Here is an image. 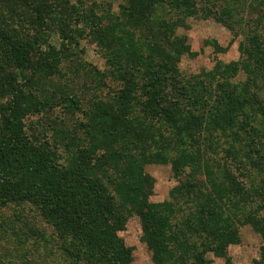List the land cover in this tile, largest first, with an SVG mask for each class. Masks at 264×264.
I'll list each match as a JSON object with an SVG mask.
<instances>
[{
  "label": "trees",
  "instance_id": "trees-1",
  "mask_svg": "<svg viewBox=\"0 0 264 264\" xmlns=\"http://www.w3.org/2000/svg\"><path fill=\"white\" fill-rule=\"evenodd\" d=\"M126 2L103 22L107 13L93 0H0V208H37L69 264H132L118 236L132 216L153 264H211L208 255L229 264L227 248L248 224L261 239L254 264H264V1ZM211 15L229 29L244 21V82L229 81L239 63L190 78L177 72L188 47L176 30L189 17ZM85 38L113 72L83 68L81 77L118 89L84 107L75 90L80 73L72 71L79 67L68 64ZM59 106L80 116L72 128L64 119L32 122ZM218 135L243 182L235 166L223 178L217 161L209 164L205 153L217 152ZM152 163L183 177L172 201H150L145 167Z\"/></svg>",
  "mask_w": 264,
  "mask_h": 264
},
{
  "label": "rangeland",
  "instance_id": "rangeland-1",
  "mask_svg": "<svg viewBox=\"0 0 264 264\" xmlns=\"http://www.w3.org/2000/svg\"><path fill=\"white\" fill-rule=\"evenodd\" d=\"M55 1L49 0L50 3ZM67 1L71 4L75 2V0ZM93 1L100 5L99 14L107 13L102 14L104 17H102L103 22H109V17L118 13L119 6L127 5L126 0ZM166 9L165 7L164 9H156L153 16H160ZM217 18L213 15L206 19L189 17L186 19L185 24L176 30V35L183 37L188 47V52L183 53L178 58L176 63L177 72H180L183 78H190L214 73L213 70L219 63L229 66L233 63H239L240 67L235 77L230 78L229 81L231 83L244 82L247 75L241 64L242 52L240 48L243 41V35L240 32L244 21L242 18H238L237 22L239 24L234 23L232 25L233 29H229ZM51 43L58 46L59 39L57 36L53 35L51 37ZM75 52L76 56L70 59L68 67H79L80 69H72V71L80 73L74 81L77 82L75 90L82 94L84 98L82 106L85 107V100L94 101L97 97H102V93L111 94L112 91L118 89L115 85L116 82L114 83L111 80H105V86L101 89L99 77L88 79L81 77L82 72L89 71L83 68L91 70L94 68L96 72H92L93 74L113 72L94 42L88 38L80 40ZM69 68L67 70H70ZM60 81L65 82L61 79ZM41 115L38 114V116L32 117V122L39 120L38 122L42 121L45 125H52L53 122L58 124L60 119H64L70 128L75 122V117L76 120L80 119L78 113L75 116L66 115L65 111L60 109V106L52 109L47 116ZM153 130L155 133L161 131L157 125L153 127ZM39 131L40 127L38 125L33 132L36 134ZM219 136L214 143L217 152L213 154L211 151H207L205 153L209 164L213 165L217 161L216 168L220 169L219 173L223 178H225V175H223L225 169L235 166L236 170L233 173L236 175V180L237 182H243L244 171L234 164L231 154L223 152L224 145L220 144L223 139ZM47 137H50L49 132H47ZM63 155L65 156V153ZM145 172L153 180L150 201H172L170 193L175 186L181 183L183 177H175L171 166L162 163L147 165ZM229 185L228 187H230ZM238 233V242L229 245L227 248L229 264H254V261L259 257L261 248L260 236L254 232L249 224L239 227ZM53 234L50 224L41 216L39 210L30 204L10 203L7 207L0 208V264H69L64 261L57 250ZM118 236L130 250L133 258L132 264H153L152 252L147 245V240L137 217H130L124 230L119 232ZM208 258L212 260L211 264H227L225 258H215L212 255H208Z\"/></svg>",
  "mask_w": 264,
  "mask_h": 264
}]
</instances>
